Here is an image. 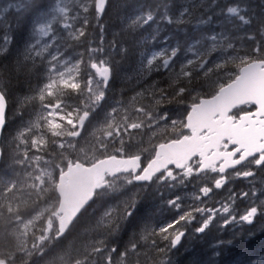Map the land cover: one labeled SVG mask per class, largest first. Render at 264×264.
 I'll return each mask as SVG.
<instances>
[{"label": "snow or ice", "instance_id": "snow-or-ice-1", "mask_svg": "<svg viewBox=\"0 0 264 264\" xmlns=\"http://www.w3.org/2000/svg\"><path fill=\"white\" fill-rule=\"evenodd\" d=\"M112 7L0 3V264H264V0Z\"/></svg>", "mask_w": 264, "mask_h": 264}, {"label": "trees", "instance_id": "trees-1", "mask_svg": "<svg viewBox=\"0 0 264 264\" xmlns=\"http://www.w3.org/2000/svg\"><path fill=\"white\" fill-rule=\"evenodd\" d=\"M124 3V0H112V4L113 7L109 12L108 17L106 18V23L109 26L110 31L114 32V31H118V27L117 25L120 22V19L117 20V18L119 17L118 13L120 12V6ZM12 67V60L11 59H4L3 57H0V72H2L4 69H9L11 70ZM127 75L131 76L132 73L129 72L127 73ZM131 84H135L134 81L129 82L127 84H125L124 82H118L116 83L115 87H114V94L118 97L119 93L121 91V88H125L127 89V87L131 86ZM20 87V84L18 83L17 79L15 77L12 78V84H11V89H12V95H13V102H14V98L16 95H18V89ZM129 95V94H128ZM10 117V114H9ZM11 118V117H10ZM226 238V237H225ZM196 244H200L198 246H195V248L193 250H199L202 247L203 248L207 247V245L201 243H196ZM191 252H187L184 254H180L178 253L170 262V264H190V261L192 259L191 256ZM140 260V264H157L155 258L153 257V255L151 256V259L148 261V263H146L147 261L143 258V257H139ZM162 264V263H161ZM164 264V263H163Z\"/></svg>", "mask_w": 264, "mask_h": 264}, {"label": "rangeland", "instance_id": "rangeland-1", "mask_svg": "<svg viewBox=\"0 0 264 264\" xmlns=\"http://www.w3.org/2000/svg\"><path fill=\"white\" fill-rule=\"evenodd\" d=\"M3 2H4V0H0V3H3ZM119 19H120V16L117 18V20H119ZM0 27H2V25H0ZM118 82L120 83L122 81L118 80ZM133 87H134L133 84H131V86L127 87L126 90H127L129 95L132 94L131 89ZM18 123H19V121H16V120L10 122V127L12 128V130L17 126ZM4 171H5V164L3 162L2 169H1L0 173H3ZM249 179H252V178H249ZM261 179H264V177H262L260 174H258L255 177L256 186L258 188L262 186L260 184V180ZM244 184L246 185L247 181H244ZM192 191L193 190L191 188L183 189V190H179V189L177 190L178 194L185 195L186 198H188L191 195ZM217 192H218V194L216 196H214L213 199L218 200V199H221L222 195H226V193H224L223 190H217ZM242 207L243 206H241V210H242ZM212 235H216V233L213 232ZM209 239H211V237ZM198 243H201V242H198ZM198 245H200V244H195L194 245L192 241L185 240V241H183V246L182 247H178V249L172 250L166 256H160V255H158L155 252H152L150 250H144L147 254L145 255V254L142 253L140 257H143L147 261L146 263H148V261L151 259V256L153 255V257L155 258L157 264H161V263L163 264L165 261H168V262L171 261L178 253L184 254V253H187V252L194 251L193 249L195 248V246H198ZM206 249H207V247L203 248V250H206ZM200 250H202V247L199 250H196V251H200Z\"/></svg>", "mask_w": 264, "mask_h": 264}]
</instances>
